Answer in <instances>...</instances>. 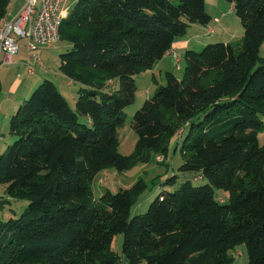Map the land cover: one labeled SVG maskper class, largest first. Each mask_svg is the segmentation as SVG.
<instances>
[{"label":"trees","instance_id":"obj_1","mask_svg":"<svg viewBox=\"0 0 264 264\" xmlns=\"http://www.w3.org/2000/svg\"><path fill=\"white\" fill-rule=\"evenodd\" d=\"M221 1L243 37L185 52L183 74L167 72L132 117L137 140L126 156L118 134L135 103V77L193 25L213 36V19L205 0L74 1L59 29L67 44L59 70L78 88L75 109L46 80L11 116L12 144L0 153L8 198L0 197V212L9 205L12 216L0 217V264H233L240 246L247 264H264V0ZM10 2L0 0V22ZM175 137L177 173L94 198L100 172L167 158ZM156 186L163 192L131 217ZM119 234L121 255L112 249Z\"/></svg>","mask_w":264,"mask_h":264},{"label":"rangeland","instance_id":"obj_2","mask_svg":"<svg viewBox=\"0 0 264 264\" xmlns=\"http://www.w3.org/2000/svg\"><path fill=\"white\" fill-rule=\"evenodd\" d=\"M74 1H70V7L71 9L74 7ZM206 4V11L210 15H212V22L209 27H211L214 30L213 36H208L206 34L207 28L200 27V38L196 42L197 44L193 45V50L199 51L204 46L208 44H216L221 43V41H233L239 40L244 35L243 27L239 21V19L236 17L234 12H229L230 4L227 2L221 1V0H205ZM216 20V21H215ZM208 27V28H209ZM67 44L64 42H57V44L48 46L46 51V55L44 61L49 65V68L51 71H58L56 68L55 71V60L58 64H60V55L63 54L66 51ZM41 48L40 50H42ZM176 54H171V58H167L166 60H162L159 62L154 68L153 72L155 75V78L153 77L152 71L151 72H145L135 77L136 87L137 91L135 94V103L125 109V113L127 115V119L122 126L121 129H119V153L121 155H130L133 150L136 143V135L132 131L131 128V122L132 117L134 114L141 109L143 104L149 100L155 90V84H161L165 85V74L167 72H172L176 74L177 76H181L183 74L184 68H185V60L184 55L179 54L178 57V63L175 61V58L173 57ZM259 56L261 58H264V42L260 48ZM58 66V65H57ZM19 69L17 70V68ZM15 67L14 65H2L0 67V98L5 97L8 91V87L11 83H14L16 81L17 74L20 78H22L19 81L22 82H29L31 80V83L34 85V89L31 91L32 93L34 90L43 83V81L40 82V77H33V76H27V70L25 69V66H18ZM29 66L27 65V68ZM34 70H36V75L39 74V69L36 65H34ZM160 71V72H159ZM52 81L58 88V90L61 92V94L64 96V98L67 100L69 106L71 109H75V95L77 91V86L74 84L73 86L66 87L65 81L58 79V77H55V75H52ZM40 82V83H39ZM36 83V84H35ZM117 83V82H116ZM118 83L114 86L117 87ZM31 93V95H32ZM30 98V97H28ZM9 123V119L7 120V124ZM259 144H264V132L261 133L258 137ZM178 139L175 137L170 144L169 153L167 158H163V156H156L155 160L149 164V165H137L133 169L119 173L115 169L110 168L103 172H100L93 184V196L94 198H98L105 190H109L112 193L118 192L120 189H129L132 187L138 179H144L147 182H150L153 178L158 177L157 182L163 183L165 180L173 176L174 173H177L178 167L181 165L182 160L181 156L179 154V151L175 153V145L177 144ZM5 142L11 143V140L6 137ZM6 143L2 144L5 145ZM12 144V143H11ZM165 164L168 166V170L166 173L162 174L164 172V168L166 167ZM161 174V175H159ZM194 186H201L204 185V181H194L192 183ZM4 187L0 185V189ZM164 190H167V188H164ZM1 191V190H0ZM163 192V189L160 186L154 187L152 191L145 192L137 201V203L134 205L132 211H131V217H135L138 215H142L146 213L148 210L149 205L151 202ZM216 197L221 196V198L227 200L228 196L223 191H216ZM21 203H18L17 206H13L16 210H19L21 208ZM12 207V206H10ZM13 209V210H15ZM10 214L9 205H5L1 212L0 217L4 216V218H7L6 215ZM10 216H12L10 214ZM122 246H123V235L119 234L115 236L113 243H112V249L117 254L121 255L122 252ZM232 256L234 257V263L233 264H247L248 258L246 253V248L244 246L237 247L234 251H232ZM123 264H128L126 261L122 260Z\"/></svg>","mask_w":264,"mask_h":264},{"label":"built area","instance_id":"obj_3","mask_svg":"<svg viewBox=\"0 0 264 264\" xmlns=\"http://www.w3.org/2000/svg\"><path fill=\"white\" fill-rule=\"evenodd\" d=\"M71 0H27L20 11L0 22V66L11 65L19 52V42L25 41V49L31 55L27 74L33 75L34 65H41L36 52L59 41V29L68 17ZM212 33V30H209ZM173 54V52H171ZM178 63V57L173 55ZM2 136L0 135V143Z\"/></svg>","mask_w":264,"mask_h":264},{"label":"crops","instance_id":"obj_4","mask_svg":"<svg viewBox=\"0 0 264 264\" xmlns=\"http://www.w3.org/2000/svg\"><path fill=\"white\" fill-rule=\"evenodd\" d=\"M26 1L27 0H11V2L9 3V6H8L7 15L4 19H9V18L15 16L20 11V9L23 7V5L26 3ZM229 12H232L231 6L229 7ZM209 28H211V27H209ZM200 30H201L200 26H198V25H193L191 28H189L186 37L183 38L182 40L174 43L171 51L168 52L162 60H166L169 57L171 58V52H173L174 54H176V56L179 57V54L185 55V52L187 50L193 49L194 48L193 45L197 44L196 42H198L197 40L200 38V36H199ZM234 39H233V41H235ZM231 41H224V42L221 41V42L227 43V42H231ZM25 44H26V42L23 40L19 42V52L17 55H15L13 57L11 65H14L15 67L25 66V69L27 70V65H29V63L32 62V60H31L30 53L27 52L25 49ZM47 47H43L42 50L39 49V51L36 52L37 57L41 61V65L37 66L39 69V74L36 75L35 74L36 70H35L34 74L30 75V77L31 76H33V77L38 76V77H40L39 78L40 82L41 81L44 82L46 80L53 82L52 81V75H55V77H58V79H60V81H62V80L65 81L66 87L67 86L68 87L73 86L74 84L72 82H68L62 76V74L59 70L60 64H58L56 62V60L54 61L55 65H56L55 71H56V68H58L57 69L58 71H56V72L51 71V69L49 68V65H47V63L44 61V59H45L44 55H46L45 50L47 49ZM3 57H4L3 54L0 52V61L3 59ZM161 61H159V62H161ZM18 69H19V67L17 68V70ZM154 69L155 68H153L152 70L147 71V72L152 71L153 77L155 78V75L153 72ZM27 76H29V75L27 74ZM178 77H180V76H178ZM19 78L20 77L17 74L16 81L9 85L6 96L0 98V135L2 136V141L0 143V153H2L6 149L7 145L9 144V142L7 143V142H5V140H6V137H8L9 123H10L11 116L15 113L18 106L21 103H23L30 96V94L32 93L31 91L34 89V85L31 83V80H29V82L28 81L22 82V81H19ZM21 79L22 78H20V80ZM8 119H9V123L7 124ZM4 143H6V144L2 145ZM0 190H1L0 191V197L8 199L6 196V193H5V187H2ZM10 202H11V204H14L13 201L10 200ZM23 205L24 204H21L20 206L22 207ZM121 264H123V263L121 262Z\"/></svg>","mask_w":264,"mask_h":264}]
</instances>
